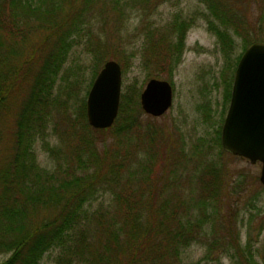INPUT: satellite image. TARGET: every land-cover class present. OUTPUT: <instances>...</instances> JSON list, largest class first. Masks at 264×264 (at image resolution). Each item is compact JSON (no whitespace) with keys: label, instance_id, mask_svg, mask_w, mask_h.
I'll use <instances>...</instances> for the list:
<instances>
[{"label":"trees","instance_id":"obj_1","mask_svg":"<svg viewBox=\"0 0 264 264\" xmlns=\"http://www.w3.org/2000/svg\"><path fill=\"white\" fill-rule=\"evenodd\" d=\"M203 1L223 26L215 32L224 48L234 45L231 28L244 39L238 59L253 42L264 41V0H256L263 24L251 37L252 21L233 0ZM126 6L124 0H0V255L7 256L0 264H42L49 251H56L54 264H201L184 260L194 242L205 243L207 262L215 258L221 264L227 254L236 264H264V245L255 246L250 232L242 242L237 209L232 203L222 209L223 165L206 160L191 171L195 179L187 186L172 171L180 149H173L172 135L154 118L143 119L134 85L122 95L108 129L89 124L85 96L77 103L76 119L62 108L67 100L61 95L69 89L60 83V74L85 35L97 66L94 79L110 59L128 70L135 56L127 50L129 39L92 34L97 11L110 13L118 24ZM192 25L183 16L144 24L139 51L149 79L172 75ZM228 86L230 100L231 80ZM55 114L63 129L71 127L73 138H67L66 130L61 147L46 142L57 160L49 169L39 164L35 143L46 138ZM111 129L112 137L98 138ZM221 129L220 124L216 138L224 155ZM154 156L166 163L153 181ZM242 179L233 180L229 197L247 186ZM103 192L111 197L93 207ZM263 230L264 223L259 233Z\"/></svg>","mask_w":264,"mask_h":264},{"label":"rangeland","instance_id":"obj_2","mask_svg":"<svg viewBox=\"0 0 264 264\" xmlns=\"http://www.w3.org/2000/svg\"><path fill=\"white\" fill-rule=\"evenodd\" d=\"M124 1L128 2L126 7L129 8L123 18L117 16L118 24L110 13L102 14L97 11L92 18L93 36L99 34L104 40V38L109 39L113 35H124L129 39L128 52L135 53V56L130 60L128 70L124 72L122 68L121 98L124 93L129 95L132 89L131 85H134L138 89L137 99L140 104V94L149 80L150 69L143 66L139 51L144 24H166L173 18L182 16L190 19L193 25L186 35V46L181 62L174 68L169 78L167 75L159 77L171 82L173 105L160 117H152L144 112L143 119H147L149 116L154 118L157 124L162 125L166 134L172 135L173 149H180L174 156L175 165L172 171H176L182 181L187 183V186H191L190 180L195 179L191 171L200 169L206 160L220 161L219 163L223 165L222 173L220 172L223 178L220 176V179L225 184L224 189L222 188L220 192V196L224 199L222 209L225 211L227 206L232 203L233 208L238 211L242 242H246L250 232L255 246L263 247L264 230L259 233V227L264 223V185L259 179L261 163L252 164L246 158L227 152L224 155L221 154L216 138L217 129L220 124L223 125L229 107L228 83L231 80L230 90H232L235 69L238 57L243 51L244 39L242 36L236 35L234 29L231 28L230 33L234 38V45L224 48L215 32V27L223 30V26L210 15L203 0ZM232 2L237 6L239 12L245 13L247 18L252 21L253 30H249L248 37L254 36L257 25L263 24L258 21L261 11L258 2L256 0H233ZM89 39L90 36L85 35L73 47L60 74V83L64 89H69L61 95L62 99L67 100L62 108H68V113L73 119L77 117V103L80 98L85 96L87 101L97 68L93 54L89 50L90 45H87ZM59 119L60 116L55 114L50 122L47 136L45 135L47 140L39 138L35 143L39 164L49 169L56 167L57 160L47 151L46 142L48 141L54 147H61L63 145L61 137L66 130L67 138L68 135L70 139L73 138V134H69L72 132L71 127L63 129V124ZM65 119L66 117L63 116V121ZM112 133V129L108 130L100 133L98 138L109 139L112 137ZM101 148L99 146L98 152ZM159 158L160 156L151 158L153 181L158 179L157 172H160L166 163L164 159L161 161ZM239 175H243L247 186L244 184L242 188H236L237 192L231 193L229 197L233 180L239 179ZM244 175L248 177L244 178ZM182 190L183 187L177 192ZM185 193L187 192L185 191ZM110 197V192L101 193L92 202L93 207L98 206L102 201H107ZM205 254V243L194 242L185 249L184 260L188 263L218 264L215 258L211 262L205 261L203 259ZM55 255L56 251L46 253L42 264H54ZM6 257V255H0V262ZM221 264L236 263L230 256L223 254Z\"/></svg>","mask_w":264,"mask_h":264},{"label":"water","instance_id":"obj_3","mask_svg":"<svg viewBox=\"0 0 264 264\" xmlns=\"http://www.w3.org/2000/svg\"><path fill=\"white\" fill-rule=\"evenodd\" d=\"M122 67L107 60L88 92L86 113L94 129L110 128L119 112ZM143 111L164 115L173 105V86L167 79L151 78L140 94ZM223 149L235 156L261 163L259 179L264 185V41L253 42L236 66L229 107L221 129Z\"/></svg>","mask_w":264,"mask_h":264}]
</instances>
